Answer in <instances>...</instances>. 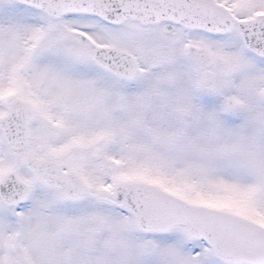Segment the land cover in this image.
Wrapping results in <instances>:
<instances>
[{"label":"snow or ice","instance_id":"obj_1","mask_svg":"<svg viewBox=\"0 0 264 264\" xmlns=\"http://www.w3.org/2000/svg\"><path fill=\"white\" fill-rule=\"evenodd\" d=\"M0 264H264V0H0Z\"/></svg>","mask_w":264,"mask_h":264}]
</instances>
